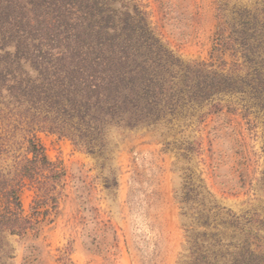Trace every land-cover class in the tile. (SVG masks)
<instances>
[{"label": "rangeland", "instance_id": "374dc122", "mask_svg": "<svg viewBox=\"0 0 264 264\" xmlns=\"http://www.w3.org/2000/svg\"><path fill=\"white\" fill-rule=\"evenodd\" d=\"M255 2L114 0L112 7L137 4L184 61H224L229 69L241 59L219 48L220 24ZM219 99L151 124L111 126L93 152L37 132L48 159L65 169L61 195L56 207L33 214L36 191L24 180L19 199L36 228L1 235L0 264H234L247 233L264 243V108L248 93ZM21 135L0 150V167L25 154Z\"/></svg>", "mask_w": 264, "mask_h": 264}, {"label": "trees", "instance_id": "16d2710c", "mask_svg": "<svg viewBox=\"0 0 264 264\" xmlns=\"http://www.w3.org/2000/svg\"><path fill=\"white\" fill-rule=\"evenodd\" d=\"M113 1L0 0V150L16 131L25 144L0 167V243L4 233L36 228L19 199L25 179L36 191L33 214L61 195L65 169L48 159L37 132L93 152L111 126L151 124L225 93H248L264 108V0L220 24L219 48L241 59L229 69L184 61L137 4L116 9ZM235 255L234 264H264V243L247 233Z\"/></svg>", "mask_w": 264, "mask_h": 264}]
</instances>
